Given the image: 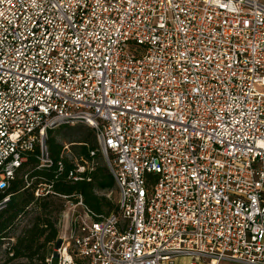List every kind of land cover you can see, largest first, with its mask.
Wrapping results in <instances>:
<instances>
[{
  "label": "built area",
  "instance_id": "obj_1",
  "mask_svg": "<svg viewBox=\"0 0 264 264\" xmlns=\"http://www.w3.org/2000/svg\"><path fill=\"white\" fill-rule=\"evenodd\" d=\"M258 88L264 0H0V190L35 145L53 164L49 131L84 125L117 212L38 184L64 200L45 264H264ZM74 146L73 182L96 168Z\"/></svg>",
  "mask_w": 264,
  "mask_h": 264
},
{
  "label": "trees",
  "instance_id": "obj_2",
  "mask_svg": "<svg viewBox=\"0 0 264 264\" xmlns=\"http://www.w3.org/2000/svg\"><path fill=\"white\" fill-rule=\"evenodd\" d=\"M53 133L54 130L49 131L45 140L53 164L46 169L35 168L39 152L38 145H35L31 151L24 154L26 160L16 170L8 187L0 190V201L6 196L9 197V201L0 209V251L6 244L1 251L2 264H45V259L52 253L58 237L57 224L62 205L50 195L35 198L33 193L38 184L50 185L51 191L61 196H80L86 208L97 216L117 212L116 204L112 205L97 195V191L114 188L108 168L96 167L92 172H86L80 181L69 180L68 173L72 166L66 159L60 158L61 147L55 144ZM86 144L78 145L80 147L77 154L89 161V150L94 147L88 148ZM58 162L62 165L61 169ZM25 175L35 183L25 187ZM14 230L18 233L12 236Z\"/></svg>",
  "mask_w": 264,
  "mask_h": 264
},
{
  "label": "rangeland",
  "instance_id": "obj_3",
  "mask_svg": "<svg viewBox=\"0 0 264 264\" xmlns=\"http://www.w3.org/2000/svg\"><path fill=\"white\" fill-rule=\"evenodd\" d=\"M258 90L261 92H264V88H262V89L258 88ZM52 136L55 140V144L59 145L61 148H62V145L64 143H66V144L73 143L75 145H82V144L87 143L86 145L88 148L93 146L94 147L93 150L95 151V154H96L95 158H94L95 163H96V167H100V168L107 167V156L99 149L97 142H96V139H95V136H94V132L89 127L84 126V125L66 126L64 128L60 127L59 129L58 128L54 129V133ZM79 147L80 146H74L71 148V151L75 155H78L77 152H78ZM34 183L35 182L32 181V184H34ZM97 195L99 197L104 198L106 201H108L112 205L115 204L116 198L118 196L116 194V190L114 188L111 190H107V191H97ZM51 198L57 199V201H59V203L62 205V210H63L64 200L60 197H56L53 195H51ZM62 210H61V213H62ZM61 213H60V215H61ZM57 227H58V225H57ZM17 233H18V231L14 230L11 235L15 236ZM5 246H6V244H4L1 247V251L4 249ZM1 251H0V264L3 263V253ZM56 263H57V259L55 258V259H53V264H56Z\"/></svg>",
  "mask_w": 264,
  "mask_h": 264
},
{
  "label": "water",
  "instance_id": "obj_4",
  "mask_svg": "<svg viewBox=\"0 0 264 264\" xmlns=\"http://www.w3.org/2000/svg\"><path fill=\"white\" fill-rule=\"evenodd\" d=\"M59 246H60V240H57L54 247L55 249H57Z\"/></svg>",
  "mask_w": 264,
  "mask_h": 264
}]
</instances>
